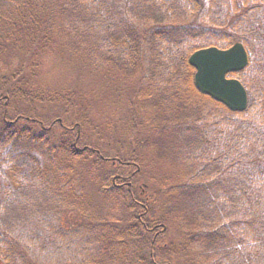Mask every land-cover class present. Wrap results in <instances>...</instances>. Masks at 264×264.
Listing matches in <instances>:
<instances>
[{
  "label": "trees",
  "instance_id": "16d2710c",
  "mask_svg": "<svg viewBox=\"0 0 264 264\" xmlns=\"http://www.w3.org/2000/svg\"><path fill=\"white\" fill-rule=\"evenodd\" d=\"M263 3L0 0V64L17 59L19 67L13 77L0 78V264H175V255L186 249L195 259L199 256L200 262L191 264H264L262 78L244 80L247 70L239 74L249 87V102L245 112L235 113L195 89L194 70L187 62L199 49H225L234 42H242L252 53L253 44L264 36ZM59 48L98 71L130 76L141 69L146 85L135 94L146 87L155 90L147 102L157 111L151 125H156L155 132L162 131L154 143L159 157L175 160L177 155L170 154L174 147L189 179L154 191L152 200L146 186H139L140 198L148 199L141 203L132 190L140 166L133 165L131 156L125 161L109 159L96 146L79 151L77 138L71 139L63 128L54 133L52 125L43 126L32 112L25 115L16 109L9 118L8 105L16 101L34 111L27 98L31 92L18 82L37 80L28 69L45 52ZM253 69L259 78L260 71ZM137 98H130L136 102L133 107L139 105ZM68 103L62 99V113L55 117L61 119ZM72 114L82 131L81 114L75 108ZM65 157L87 160L92 169L108 161L136 167L125 177L113 176L112 184L100 189L102 194L123 192L132 220L114 224L83 217V188L68 175ZM156 203L164 208L160 218L141 220ZM139 208L142 213L136 214ZM68 209L72 217L65 216ZM172 216L180 219L181 243L172 236L173 225L167 221Z\"/></svg>",
  "mask_w": 264,
  "mask_h": 264
},
{
  "label": "rangeland",
  "instance_id": "374dc122",
  "mask_svg": "<svg viewBox=\"0 0 264 264\" xmlns=\"http://www.w3.org/2000/svg\"><path fill=\"white\" fill-rule=\"evenodd\" d=\"M262 9L264 10V3ZM92 65L79 56H71L62 48L55 49L53 54L45 52L42 58L36 61L35 67L28 69L30 72L34 71L37 80L33 83L28 82V84L22 82L21 85L18 82V86H26L24 87L26 93L31 92V98L28 96L27 98L32 102L34 111L22 108L24 106L22 105L24 104L23 101H16L8 105L9 118H12L16 109L20 110L19 112L23 110L22 113L25 115H31L32 112L36 114L41 122L43 121V126L52 124L54 133L56 131L59 133L61 126L57 123V119L60 117L55 116L58 114V108L63 107L60 105L62 99H68L70 108L66 109L67 111L61 115L63 126L68 131L67 135L76 140L78 131L80 132L77 143L80 151L84 147L96 146L98 151L109 159L117 158L125 161L131 156L132 160L135 161L133 165L140 166V172L134 176L132 190L135 199L141 203H146L148 199H146V195L140 198L141 189H139V186H146L147 197L149 196L152 200L154 199L152 195L154 191L158 189L166 191L168 187L189 179V176L185 174V164L180 160L181 156L176 153L174 147L170 154L177 155L175 160L170 156L159 157L158 145L154 143L156 140L160 141L162 136H158V134L162 131L155 132L156 125H154V128L151 125L152 117L157 111H155L156 108L153 105L149 106L147 102V98L155 94V90L146 87L142 94H135L143 83L146 85V82L143 81L141 69L136 68L135 73L126 76L121 71L116 70L110 72L98 71ZM18 72L17 59L1 62L0 78L13 77ZM25 75L27 76L25 79L30 77L27 71H25ZM132 89L133 91L130 92ZM133 96L134 98L138 97L139 102L137 103L139 105L136 107H133L136 102H130V98ZM74 108L82 116V131L76 128V124L79 127H81V124L79 122L75 123L76 121L73 122L75 120L74 114H72ZM147 142L149 143L147 147L141 148L139 146ZM169 146L171 147L172 144ZM91 161H93V158H91ZM63 162L66 168H69L67 171L70 174L68 175L75 178L74 185L83 188L80 194L85 202L84 209L86 213L82 211L83 217L87 218L88 221L91 220V222H112L114 224L115 221L132 220V214L126 208L128 202L124 198L125 194L123 192L121 194L116 191H108L102 194L100 189L111 185L113 176L122 175L125 177L133 173L136 167L112 165L111 161H108V163L103 162L92 169V164L87 160L82 161L80 159L76 161L66 157ZM78 182L80 185H78ZM161 193L164 194V192ZM165 198L166 195L162 197L159 203H162ZM150 208L152 210L151 213L149 212L148 218L142 216L141 220L144 218L145 220L155 221L160 218L164 209L161 204L157 203L155 205L151 204ZM70 211L68 209L65 212L66 217H72ZM135 213L140 214L142 210L140 208L136 209ZM173 216L167 219L173 225L174 232L172 236L182 242L181 231L179 232L178 226L180 222L177 223L179 218ZM114 236L109 237L114 238ZM261 237L262 235H260ZM185 251H180L181 254L175 255L177 260H173L175 264H180L181 261L184 262L183 264H191L195 260L196 263L199 261V256L195 259V256L192 257L188 254L190 250L186 249ZM157 262L160 263L159 259H157Z\"/></svg>",
  "mask_w": 264,
  "mask_h": 264
},
{
  "label": "water",
  "instance_id": "95a60500",
  "mask_svg": "<svg viewBox=\"0 0 264 264\" xmlns=\"http://www.w3.org/2000/svg\"><path fill=\"white\" fill-rule=\"evenodd\" d=\"M188 63L195 69V88L235 112H242L247 105L244 88L237 80H227L226 75L243 69L247 56L241 44L227 50L207 48L194 52Z\"/></svg>",
  "mask_w": 264,
  "mask_h": 264
},
{
  "label": "flooded vegetation",
  "instance_id": "af4514ba",
  "mask_svg": "<svg viewBox=\"0 0 264 264\" xmlns=\"http://www.w3.org/2000/svg\"><path fill=\"white\" fill-rule=\"evenodd\" d=\"M255 63H256V60H255ZM254 68L258 71H260V74L261 76L259 78H262L264 77L262 74L264 73V63L260 62V63H256ZM251 68L249 67L246 71V74L244 76V80H247V79H250V78H253L254 81H256V75L255 73H253L252 71H250ZM254 71V70H253ZM255 72V71H254ZM249 88V87H246V89Z\"/></svg>",
  "mask_w": 264,
  "mask_h": 264
}]
</instances>
